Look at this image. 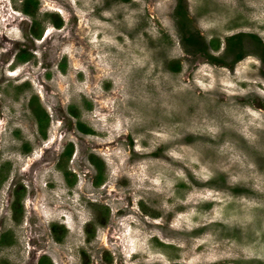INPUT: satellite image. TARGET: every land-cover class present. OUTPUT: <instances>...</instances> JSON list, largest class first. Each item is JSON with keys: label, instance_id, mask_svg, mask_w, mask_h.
<instances>
[{"label": "rangeland", "instance_id": "1", "mask_svg": "<svg viewBox=\"0 0 264 264\" xmlns=\"http://www.w3.org/2000/svg\"><path fill=\"white\" fill-rule=\"evenodd\" d=\"M21 2L0 0V264H264V0H38L39 38Z\"/></svg>", "mask_w": 264, "mask_h": 264}, {"label": "trees", "instance_id": "2", "mask_svg": "<svg viewBox=\"0 0 264 264\" xmlns=\"http://www.w3.org/2000/svg\"><path fill=\"white\" fill-rule=\"evenodd\" d=\"M37 9H38V0H22L21 2V10L22 13L24 15H28L30 17H32L33 19V22L32 24L34 25V28H32V30L30 32H26L25 33V37L26 38H30L31 35H33V37L35 38H39L41 36V31L38 32L37 28L35 29V25L37 23V20L34 19V16L37 12ZM175 12H176V15L177 16H183L185 15V8L179 3V5H176L175 7ZM50 16V20L53 24V26L57 27V28H60L62 25H63V20L61 18V16L58 14V13H53L52 15H49ZM32 25V27H33ZM31 34V35H30ZM246 35H249V36H256V35H253L251 33H244V32H238L236 34H232V35H229L227 36V40H228V47H231V46H234V45H240L242 43V39L246 36ZM194 35L191 34V36H189L185 42L186 43H195V39L193 38ZM205 43L203 42L201 46H204L202 49L206 50L205 49ZM214 47L217 48L218 47V42H216V44H214ZM263 47V50H264V45H262ZM237 58H240L241 57V53L237 54L236 56ZM30 58V53L23 47L21 48L18 53H17V60L18 61H26ZM73 109L71 108V113H73ZM36 113V119L38 121V124L40 125V131H42V134L44 135V130H45V127L48 123V118H47V115L44 113V111L39 108L38 110L35 111ZM77 125L78 127H80L81 130H83L84 132H90L89 128H86L84 127L85 125L82 124L81 122H77ZM83 125V126H82ZM63 154L65 156H70L71 154V151L70 150H66L63 152ZM94 159V157H93ZM95 161V160H94ZM64 174L67 175V171L64 170ZM22 195V192H20V190H17L15 192V201L17 200V202H13L11 207L12 209L16 212L17 211V206H18V200L20 198V196ZM58 225L57 224H52L51 226V229H52V232L54 233V237L56 240L60 239V237L58 236V234L56 233V227ZM37 264H52L51 260L43 255V256H40L39 258V261Z\"/></svg>", "mask_w": 264, "mask_h": 264}]
</instances>
